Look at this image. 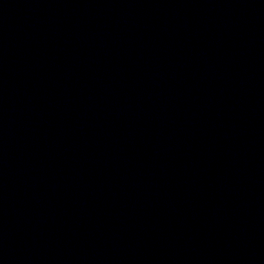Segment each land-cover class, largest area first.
Here are the masks:
<instances>
[{
    "label": "water",
    "instance_id": "95a60500",
    "mask_svg": "<svg viewBox=\"0 0 264 264\" xmlns=\"http://www.w3.org/2000/svg\"><path fill=\"white\" fill-rule=\"evenodd\" d=\"M0 264H264V0H0Z\"/></svg>",
    "mask_w": 264,
    "mask_h": 264
}]
</instances>
